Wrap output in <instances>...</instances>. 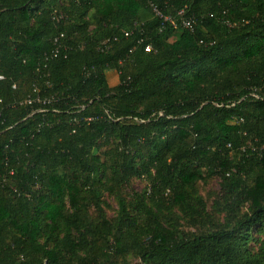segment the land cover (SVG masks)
Returning a JSON list of instances; mask_svg holds the SVG:
<instances>
[{"label":"trees","instance_id":"obj_1","mask_svg":"<svg viewBox=\"0 0 264 264\" xmlns=\"http://www.w3.org/2000/svg\"><path fill=\"white\" fill-rule=\"evenodd\" d=\"M0 74V264H264V0H0Z\"/></svg>","mask_w":264,"mask_h":264},{"label":"built area","instance_id":"obj_2","mask_svg":"<svg viewBox=\"0 0 264 264\" xmlns=\"http://www.w3.org/2000/svg\"><path fill=\"white\" fill-rule=\"evenodd\" d=\"M151 7L153 8V13L156 17H158L159 19H161L162 23H161V27L162 29L165 28L166 24H170L172 26H174L175 28H177L179 25H182L183 27L187 28V29H194V25L196 23V19L193 16H186L185 14V8H182L180 10H178L177 12V17L173 16L171 14H164L163 11L155 4H151ZM179 17V20H178ZM135 26H138V23L134 24ZM132 34V32L130 30L125 31V36L129 37ZM65 37L64 33H61L60 35L56 36L54 38V49L51 52V56L52 57H58L60 55H64L65 57H67V51H68V46L62 41V38ZM117 39V38H116ZM144 39L142 38L141 40H139V43H143ZM110 42L111 39H108L106 41H104L103 43V47L105 49H107L110 46ZM144 49L146 52H151L153 51V45L152 44H146L144 45ZM5 76L0 74V81L4 80ZM15 87V86H14ZM50 102L47 98L43 99L40 96L36 97V98H28L25 102H23L22 104H33V103H39V104H46ZM47 109L45 108H41L38 111L40 112H45ZM92 119V118H90ZM5 124V120L1 119L0 117V127L2 125Z\"/></svg>","mask_w":264,"mask_h":264},{"label":"rangeland","instance_id":"obj_3","mask_svg":"<svg viewBox=\"0 0 264 264\" xmlns=\"http://www.w3.org/2000/svg\"><path fill=\"white\" fill-rule=\"evenodd\" d=\"M107 76H108V79L110 80L111 85L118 83L119 78H118V73L116 71H109ZM146 185H147V182L144 179H136L133 181L132 189L141 192L144 190ZM198 187H199L200 194L204 197V199L208 203L209 210H211L215 202V199L220 197L221 180L219 178H214L207 182H200ZM108 203H109V206L107 210H108L109 216L113 217L117 209V203L113 197H108ZM184 229L187 231L197 230L187 225L184 226ZM127 263L128 264H139V259L133 255H130L128 256Z\"/></svg>","mask_w":264,"mask_h":264}]
</instances>
